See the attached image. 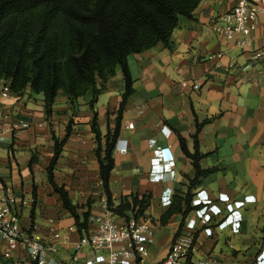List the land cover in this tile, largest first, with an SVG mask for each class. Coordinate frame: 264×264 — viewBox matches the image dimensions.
I'll use <instances>...</instances> for the list:
<instances>
[{
	"label": "crops",
	"instance_id": "obj_1",
	"mask_svg": "<svg viewBox=\"0 0 264 264\" xmlns=\"http://www.w3.org/2000/svg\"><path fill=\"white\" fill-rule=\"evenodd\" d=\"M234 3L235 0H202L192 17L180 16L168 45L158 43L128 56L134 91L122 111L118 136L127 139L128 157L114 150L109 188L115 204L123 195H150L151 204L145 215L152 218L156 230L155 242L149 246L148 264L164 259L185 227L190 212L179 234L182 214H174L166 224L160 222L168 209L161 204V195L166 186L173 187L174 198L187 192L196 171L182 150L180 136L193 152L197 123L206 119L210 120L203 123L198 133L200 164L203 169L214 171L192 187V205L196 192L205 189L223 211L209 224L195 229L192 263L254 264L264 249V25L241 45L224 40L212 24ZM218 52L222 53L220 58H207ZM183 80H200L201 88L183 86ZM124 90L125 79L118 66L94 108L90 105V92L73 105L66 95H58L49 116L44 110L43 94L40 93L42 99H37L29 88L26 92H31L30 98L25 92L7 99L0 96L4 113L7 108L14 112L31 111L36 122H45L11 132L4 128L9 119H0V192L9 188L14 191L21 224L34 228L45 241L50 240L49 219L58 220L63 233H68L67 239L57 242V258L61 261L70 260L74 254L79 233L67 231L74 225V218L48 181L51 158L40 161L35 152L44 139H49L48 150L50 155L54 153L50 126H60L57 136L66 141L54 169L55 180L68 190L74 203L82 206L80 212H101L107 197L99 175L92 119L96 111L102 134L115 128ZM70 119L71 133L67 136ZM129 121L134 122L133 128L126 126ZM152 140L164 149L166 160L174 161L172 175L166 173L167 169L162 173L151 171ZM32 157L35 160L30 166ZM82 157L86 159L84 164L78 163ZM36 210L42 214L41 223L35 220ZM170 224H174L172 230ZM10 255L28 264L25 251L20 249Z\"/></svg>",
	"mask_w": 264,
	"mask_h": 264
},
{
	"label": "trees",
	"instance_id": "obj_2",
	"mask_svg": "<svg viewBox=\"0 0 264 264\" xmlns=\"http://www.w3.org/2000/svg\"><path fill=\"white\" fill-rule=\"evenodd\" d=\"M201 1L0 0V85L9 82L11 92L19 96L28 88L43 94L44 110L48 116L60 91L71 100L72 105L90 92V105L94 108L98 95L106 88V82L116 73L117 67H121L125 90L117 125L102 134L96 111L92 119L99 175L108 207L119 216H146L151 204L150 195L139 193L123 195L115 204L109 188L122 111L134 91L128 56L158 43L168 45L180 16L192 17ZM203 123H197L193 152L188 149L185 138L180 136L182 150L192 160L196 173L190 179L185 195L176 196L160 217V222L166 224L174 214H182L177 234L182 231L188 212L194 208L192 187L199 183L202 176L214 171V168L203 169L200 164L202 154L198 133ZM67 128L69 136L70 125ZM65 141L54 136V153L47 167L48 181L59 194L63 207L74 218L78 231L82 232L90 226L91 212H80L82 206L73 202L68 190L59 185L54 176ZM34 160L32 157L30 166ZM35 202L36 198L34 205ZM31 218L33 221V209ZM0 264L20 263L0 252ZM186 264H193L191 254Z\"/></svg>",
	"mask_w": 264,
	"mask_h": 264
},
{
	"label": "built area",
	"instance_id": "obj_3",
	"mask_svg": "<svg viewBox=\"0 0 264 264\" xmlns=\"http://www.w3.org/2000/svg\"><path fill=\"white\" fill-rule=\"evenodd\" d=\"M261 24L264 25V0H235L230 9L218 15L212 28L224 40L241 45ZM221 56L222 53L218 52L209 54L207 58L213 60ZM181 84L190 86L193 90H199L202 81L183 80ZM0 86L2 98L19 96L11 92L9 82H4ZM1 103L0 101V119H9L4 122V128L11 132L31 128L36 124H45L44 121L36 122L31 111L14 112L7 108L4 113ZM126 126L133 128L134 122L129 121ZM151 142V171L162 173L167 169L166 173L172 175L175 171L174 161L166 160L164 149L157 147L155 140ZM114 150L128 157L127 139L118 138ZM173 199V187H164L161 204L169 206ZM193 206L183 231L171 243L165 258L151 264H186L194 245L195 229L198 226L209 224L215 216L223 211L222 207L210 197L205 189L196 192ZM19 213L18 197L14 191L10 188L1 191L0 252L11 256L12 252L21 249L26 252L28 264H143L148 257L149 246L155 242L156 228L152 218L148 216L136 217L133 214L129 217L119 216L109 209L106 199L101 212L90 214L88 229L79 232L75 224L68 227L67 231L79 233V239L74 245L75 252L70 260L61 261L57 258V242L67 239L68 233L66 231L63 233L58 220L56 218L49 219L50 240L45 241L34 228L24 227L21 224ZM86 253H90L91 256L88 257ZM194 264L212 263L197 262ZM254 264H264V249Z\"/></svg>",
	"mask_w": 264,
	"mask_h": 264
},
{
	"label": "rangeland",
	"instance_id": "obj_4",
	"mask_svg": "<svg viewBox=\"0 0 264 264\" xmlns=\"http://www.w3.org/2000/svg\"><path fill=\"white\" fill-rule=\"evenodd\" d=\"M26 91H27V89H26ZM25 91V94L26 95H28V97L30 98V95H31V92L30 91H28V92H26ZM63 93L60 91V93H59V96L60 95H62ZM64 95V94H63ZM33 96L34 97H36L37 99H42V95L40 94V93H35V92H33ZM85 99V96L84 97H81L80 99H79V101H83ZM47 115V114H46ZM68 125H70V127H71V123L70 122H68ZM51 128H50V131H51V136H52V141H53V144H54V136H56V137H58L57 135H58V132H60V126L57 128V129H55L53 126H52V124H51V126H50ZM54 128V129H53ZM68 128H67V126H66V130H67ZM50 143V140L49 139H44V141H43V145H41L40 146V150H36V152L35 153H37V154H39L38 155V158L40 159V161H47V158H51L52 159V157H53V154L52 155H50V151L48 150V147H49V144ZM53 146V145H52ZM51 147V146H50ZM52 151V150H51ZM8 151L6 150V153H7ZM51 159H50V161H51ZM78 163H81V164H84V163H86V159H84V157H82V158H80V160H79V162ZM27 167H28V165H27ZM55 171V170H54ZM54 175H55V173H54ZM31 185H32V182H31ZM30 185V186H31ZM57 193V192H56ZM31 194V193H30ZM29 198H32V196L30 195V197ZM30 209H31V211H32V209H33V205H32V207H30ZM30 211V212H31ZM35 220L37 221V223H41L42 222V214H41V212L39 211V210H36V212H35ZM21 221V220H20ZM173 226H174V224H170V226H169V229L170 230H172V228H173ZM147 258H149V257H147ZM147 258L145 259V261L143 262V264H148V261H147Z\"/></svg>",
	"mask_w": 264,
	"mask_h": 264
},
{
	"label": "clouds",
	"instance_id": "obj_5",
	"mask_svg": "<svg viewBox=\"0 0 264 264\" xmlns=\"http://www.w3.org/2000/svg\"><path fill=\"white\" fill-rule=\"evenodd\" d=\"M164 167H165V165H164Z\"/></svg>",
	"mask_w": 264,
	"mask_h": 264
}]
</instances>
